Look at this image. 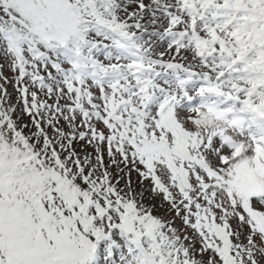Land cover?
<instances>
[{"label":"snow or ice","instance_id":"obj_1","mask_svg":"<svg viewBox=\"0 0 264 264\" xmlns=\"http://www.w3.org/2000/svg\"><path fill=\"white\" fill-rule=\"evenodd\" d=\"M0 264H264V0H0Z\"/></svg>","mask_w":264,"mask_h":264}]
</instances>
